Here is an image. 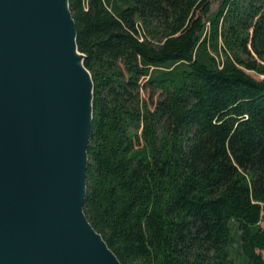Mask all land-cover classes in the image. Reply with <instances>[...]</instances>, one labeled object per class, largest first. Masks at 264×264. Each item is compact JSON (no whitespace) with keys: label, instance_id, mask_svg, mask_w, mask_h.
<instances>
[{"label":"trees","instance_id":"obj_1","mask_svg":"<svg viewBox=\"0 0 264 264\" xmlns=\"http://www.w3.org/2000/svg\"><path fill=\"white\" fill-rule=\"evenodd\" d=\"M70 6L92 225L122 264H264V0Z\"/></svg>","mask_w":264,"mask_h":264},{"label":"water","instance_id":"obj_2","mask_svg":"<svg viewBox=\"0 0 264 264\" xmlns=\"http://www.w3.org/2000/svg\"><path fill=\"white\" fill-rule=\"evenodd\" d=\"M70 0H0V264H122L85 213L94 79Z\"/></svg>","mask_w":264,"mask_h":264},{"label":"rangeland","instance_id":"obj_3","mask_svg":"<svg viewBox=\"0 0 264 264\" xmlns=\"http://www.w3.org/2000/svg\"><path fill=\"white\" fill-rule=\"evenodd\" d=\"M216 8H217V4L214 5L213 10H215ZM250 73H251L252 75L256 76L257 78H261V77H262V76L258 75L257 73H255L254 71H250ZM263 213H264V212H263ZM261 224L264 226V218H263V220L261 221ZM239 233H240V230H239V228H238L237 225H236V237H237V238H238V236H239ZM233 248H234V249H238V248H239V243H238V242H235L234 245H233ZM263 253H264V251H263Z\"/></svg>","mask_w":264,"mask_h":264}]
</instances>
